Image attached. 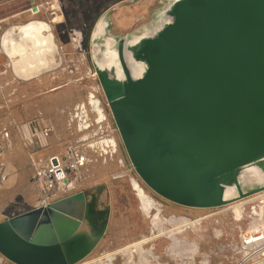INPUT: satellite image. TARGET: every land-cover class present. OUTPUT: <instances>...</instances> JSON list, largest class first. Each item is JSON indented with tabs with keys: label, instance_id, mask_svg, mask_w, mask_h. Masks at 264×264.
I'll return each mask as SVG.
<instances>
[{
	"label": "water",
	"instance_id": "obj_1",
	"mask_svg": "<svg viewBox=\"0 0 264 264\" xmlns=\"http://www.w3.org/2000/svg\"><path fill=\"white\" fill-rule=\"evenodd\" d=\"M169 21L128 51L134 77L98 68L128 156L159 196L189 208L227 202L250 166L264 170V0H175ZM117 70L123 78L116 79ZM76 192L0 221L14 264H77L101 242Z\"/></svg>",
	"mask_w": 264,
	"mask_h": 264
},
{
	"label": "rangeland",
	"instance_id": "obj_2",
	"mask_svg": "<svg viewBox=\"0 0 264 264\" xmlns=\"http://www.w3.org/2000/svg\"><path fill=\"white\" fill-rule=\"evenodd\" d=\"M174 1L60 0L61 11L56 19L45 17L49 26L45 34L52 39L50 50L45 51L47 66L29 81L14 76L18 72L9 69L7 51L0 48V67L4 71L0 85V168L7 173V179L0 185V221L34 209L38 202V190L32 183L31 157L15 123L42 119L52 129L48 152H62L77 137L68 127L69 112L78 104L87 103L90 93H95L102 101L107 123L115 128L96 64L122 43L123 59L129 66L127 44L153 34L169 21L168 10ZM99 22L107 23L105 35L100 37ZM28 41L25 44L32 52L35 48ZM9 56L13 61L20 60L16 54ZM5 129L8 133L10 130L8 138ZM112 136L116 152L97 156L79 189L94 193L97 207L109 211L105 234L95 250L77 264H232L236 256L233 247L241 229L264 228V182L242 178L235 197L217 207L173 204L138 175L119 130H114ZM133 179L156 202L147 213ZM186 221L193 224L174 234L163 233L132 247L128 253H117L144 237ZM0 264L14 263L0 253Z\"/></svg>",
	"mask_w": 264,
	"mask_h": 264
},
{
	"label": "built area",
	"instance_id": "obj_3",
	"mask_svg": "<svg viewBox=\"0 0 264 264\" xmlns=\"http://www.w3.org/2000/svg\"><path fill=\"white\" fill-rule=\"evenodd\" d=\"M5 1L0 0V8ZM16 1L22 2L13 9L12 13L15 15L22 12L32 15L42 14L54 21L61 11L60 0ZM8 14L0 11V33H3L4 36L9 32L17 31L19 27L11 25V27L5 28L3 22ZM15 125L21 134L24 147L31 157L32 183L38 190L36 208H48L55 201L79 192L85 181L86 172L94 159L99 155L116 152L117 144L112 132L118 130V127L116 125L115 128H112L107 123L102 101L95 93H90L87 103L82 102L69 112L68 127L77 137L74 142L66 145L62 152H42L48 149V140L52 133L51 127L42 119L34 118L19 124L15 123ZM4 135L8 138L6 129ZM6 179L7 173L1 167L0 185ZM233 250L236 256L232 264H264V228L241 229Z\"/></svg>",
	"mask_w": 264,
	"mask_h": 264
},
{
	"label": "bare ground",
	"instance_id": "obj_4",
	"mask_svg": "<svg viewBox=\"0 0 264 264\" xmlns=\"http://www.w3.org/2000/svg\"><path fill=\"white\" fill-rule=\"evenodd\" d=\"M106 26H107V23L106 22H100V25H99V30H98V33H97V35L100 37V36H102V35H105V28H106ZM32 27H34V28H37V27H40L41 29H44V30H46V32L47 31H49V27L46 25V24H44V23H37V24H35V25H32ZM26 36H28L27 38H29L28 40L33 44V45H35L36 44V42H41L42 41V43H45V44H43V45H45V50L46 49H48L49 47H51V45H52V39H51V37L49 36V35H46V36H38V39L36 38H34L33 39V37H31V35H26ZM140 38H138V40H139ZM23 40V39H22ZM109 40V39H108ZM137 40V41H138ZM137 41H135V42H133V43H131V42H129L128 44H127V46H128V49L131 47V46H134L135 45V43L137 42ZM20 42H21V40H20ZM24 43H26L27 44V42H23V43H20V44H15V45H13V47H12V50L13 51H15V50H17V49H20V50H22L23 51V49L25 48V44ZM112 44H109V46H111ZM42 47V46H41ZM35 48H37V47H35ZM126 51V50H125ZM127 52V51H126ZM33 53H35V51L33 52ZM127 54L128 55H130V59H128V60H130L129 62L130 63H128L129 64V66H128V68H129V70H130V73H131V75L132 76H134V77H139V76H141V74H142V72H143V69H144V65H143V63L142 62H138V61H134L133 60V58L131 57V54H130V52L128 51L127 52ZM32 55V54H31ZM105 57L101 60V62L100 63H97L96 65L101 69V70H106L109 66H111V65H115V66H117L118 68H121V66H120V62H119V60H118V53H117V50L115 49V50H113V49H111V50H109V52H107V53H105ZM32 56H34V55H32ZM40 57V56H39ZM32 58V57H31ZM37 60H39V59H37ZM33 62H34V59H33ZM26 64H27V62H26ZM32 65V64H31ZM36 65V64H35ZM28 66V65H27ZM38 67V66H37ZM32 68V66L30 67V66H28L26 69L24 68V67H22L18 72H19V74L20 75H22V76H24L25 75V73H27V74H29V70ZM33 69V68H32ZM36 69V68H35ZM42 70V69H41ZM33 71H34V69H33ZM34 73H35V71H34ZM33 73V74H34ZM39 73V72H38ZM115 78L116 79H122L123 78V73H122V70H117V72H116V74H115ZM245 179L246 181H248V182H253V183H257V182H264V170H262V169H260L259 167H256V166H250V167H247V168H245L242 172H241V174H240V177H239V182H240V180L241 179ZM135 183V184H134ZM133 185H134V188L137 190V192H138V195H139V197H140V199H141V202H142V206H143V208H144V210L146 211V213L148 212V211H150V209L152 208V207H154L155 205H156V202L153 200V198L152 197H150L149 195H147L145 192H144V190L138 185V183L133 179ZM238 187H239V184H238ZM238 187H236V186H231L230 188H227V189H225V191H224V198L226 199V200H230V199H232V198H234L235 196L234 195H236L237 194V188ZM236 192V193H235ZM157 219V218H156ZM191 224H193V221L191 222V221H189V222H185V223H183V224H181L180 226H175L174 228H172V229H165L163 232H159V233H154V234H152L150 237H144L142 240H140L139 242H136L135 244H133V246H127V247H124V248H122V250H120V251H118L117 253H119V252H129V250L132 248V247H139V246H141V245H143V244H145V243H147L148 241H150V240H152L153 238H156V237H158V236H160L161 234H174V232L177 230V231H179L178 229H180V228H184V227H188V226H190ZM166 228V227H165ZM176 231V232H177ZM141 252V251H140ZM141 254H143V253H141ZM142 258H144L145 256L144 255H142L141 256ZM105 258H108V256L106 255V257ZM111 258V257H110ZM145 260V259H144ZM92 263V262H91ZM84 264H88V263H84Z\"/></svg>",
	"mask_w": 264,
	"mask_h": 264
},
{
	"label": "crops",
	"instance_id": "obj_5",
	"mask_svg": "<svg viewBox=\"0 0 264 264\" xmlns=\"http://www.w3.org/2000/svg\"><path fill=\"white\" fill-rule=\"evenodd\" d=\"M21 2L22 1H20L19 3H21ZM19 3L16 0H6L0 8V11L2 13H9L7 18L3 22L6 29L8 27H11V25L19 26L17 31L9 32L8 33L9 35L6 34L4 36L3 33H0V48L4 52L7 51L6 54H7L8 58L10 59L9 69H11L13 73H14V71H16V73L18 72L17 67H19V69H20V67H24L26 69L28 66H30V67L32 66V68L35 71V74L33 76H27V77L22 76L18 72L17 75L19 77H21V78H19L14 73V76H16L18 80L29 81V80H32V77H36L39 74L38 72L45 70V66H47V62L45 61V51L50 50V47L45 50V45H43L45 43H42V41L36 42V44L33 45L31 42L28 41L29 38H27L28 36H26V35L27 34L31 35V37H33V39L34 38L38 39V36H41V35L46 36V34H45L46 30L41 29L40 27L34 28V27H32V25H35L37 23H47V20L45 19V17L47 15H42V14L41 15H32L28 12H22V13L15 15L12 13L13 9ZM19 38H20L21 42H20V40H18ZM25 40H26V42L28 41L31 44L30 46L32 48H35V47H37V48H35V50L30 52L28 50V49H30V47H28V45L26 46V44L24 43L25 48L23 51L20 49H17L15 51L12 50L13 45L23 43V42H25ZM34 51H35V53H33ZM14 54H16V56H20V60L13 61L9 55H14ZM27 54L30 55L28 59L24 57L25 55L27 56ZM31 54L34 56H32ZM13 58H14V56H13ZM33 59H34V61L36 60V62H33ZM37 59H39V60H37ZM26 62H27V64H26ZM3 74H4V71L1 70V80H3L2 79ZM1 83H2V81H1ZM9 135H10V130H9L8 136ZM45 153H59V152H48V149H47L45 151Z\"/></svg>",
	"mask_w": 264,
	"mask_h": 264
},
{
	"label": "flooded vegetation",
	"instance_id": "obj_6",
	"mask_svg": "<svg viewBox=\"0 0 264 264\" xmlns=\"http://www.w3.org/2000/svg\"><path fill=\"white\" fill-rule=\"evenodd\" d=\"M121 44H120V46H121ZM120 46L118 45L117 52L120 49ZM122 48H123V46H122ZM21 68L22 67H20V69ZM20 69H19V67H17V71H19ZM33 73H34V71L31 68L29 70V74L25 73L24 76H26V77L27 76H33L35 74V73L34 74ZM98 77H99V81L101 84V89H102L103 95H104L106 102H107V106H109V109L112 113L111 106H110V100H109L107 93H106V90L103 86L102 79L100 77L99 72H98ZM112 115H113V113H112ZM113 118H114V116H113ZM114 121H115V119H114ZM115 124L117 125L116 121H115ZM119 133H120V131H119ZM86 194H90L92 197L91 200L87 204V217L89 218L91 224L93 225L94 231L98 232L102 229L103 225L108 223L109 211L106 210L105 212H103L100 208L97 207V202H96L97 198H96L94 193H86Z\"/></svg>",
	"mask_w": 264,
	"mask_h": 264
},
{
	"label": "trees",
	"instance_id": "obj_7",
	"mask_svg": "<svg viewBox=\"0 0 264 264\" xmlns=\"http://www.w3.org/2000/svg\"><path fill=\"white\" fill-rule=\"evenodd\" d=\"M225 203H226V202H223L222 205L225 204ZM220 205H221V204H220Z\"/></svg>",
	"mask_w": 264,
	"mask_h": 264
}]
</instances>
